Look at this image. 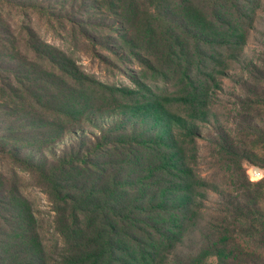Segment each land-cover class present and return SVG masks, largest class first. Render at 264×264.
Segmentation results:
<instances>
[{
	"label": "trees",
	"instance_id": "obj_1",
	"mask_svg": "<svg viewBox=\"0 0 264 264\" xmlns=\"http://www.w3.org/2000/svg\"><path fill=\"white\" fill-rule=\"evenodd\" d=\"M48 1L0 5L74 8ZM105 2L162 92L98 87L34 27L0 18V76L16 58L1 50L22 36L42 72L13 98L37 114L0 132L29 147L0 149L50 197L55 235L49 250L16 187L0 200V264H264V181L246 174L264 168V0Z\"/></svg>",
	"mask_w": 264,
	"mask_h": 264
},
{
	"label": "rangeland",
	"instance_id": "obj_2",
	"mask_svg": "<svg viewBox=\"0 0 264 264\" xmlns=\"http://www.w3.org/2000/svg\"><path fill=\"white\" fill-rule=\"evenodd\" d=\"M105 1L57 0L55 3L48 1V3L53 2L54 4H47L46 8L56 11L61 10L64 5H73V10L65 12V16L67 14L69 18L59 17L56 13L51 15L48 11L40 12L35 9L23 11L16 6L0 5V18L3 16L8 24L12 25L13 31L17 21H23L34 27L49 45L57 46L72 55L80 69L95 79L98 87H101L102 84L107 87L136 89L138 88L137 79L154 88L155 91L162 92L168 84L162 81L159 76L154 78V74L143 65L142 60L137 56L138 52L132 53L129 50L126 45V39L129 37L128 30H122L121 23L117 22L114 27H120L121 30L118 31L122 33L118 34V31L113 30L110 27L111 24H108L113 17L107 13L106 8H101L106 3ZM252 37L246 50L247 53H252L253 48L256 47L255 38ZM110 38L111 40L108 42ZM22 39L17 45L9 44L8 50H1V53L5 55L3 57L13 55L16 58L12 59V62H8V70L0 76V132L10 129L18 130L23 127L24 119L33 118L39 111L29 106L27 95L22 97V102L19 104H15L13 99L16 91H21L23 88L21 86L20 89H17L20 83L32 84L34 83L33 78L42 74L34 53L24 43L27 38L22 36ZM34 62L35 64H31ZM11 79L18 80L11 81ZM11 83L15 86L12 87ZM25 113L29 114L25 115ZM26 143L13 140L8 143H0V147L15 146L27 149L29 146ZM15 161L16 159L7 156L0 149V173L2 174L0 177V200L18 187L19 193L30 201L39 219V224L43 222L42 235L50 250L55 243L53 224H50L51 215H53L52 201L39 184L38 179L25 170L21 163ZM201 169L204 175L210 172L206 165H203ZM0 208L2 207L0 206ZM2 216L0 211L1 222ZM0 239H2L1 236ZM215 262V258H212L210 264H215Z\"/></svg>",
	"mask_w": 264,
	"mask_h": 264
},
{
	"label": "built area",
	"instance_id": "obj_3",
	"mask_svg": "<svg viewBox=\"0 0 264 264\" xmlns=\"http://www.w3.org/2000/svg\"><path fill=\"white\" fill-rule=\"evenodd\" d=\"M246 174L250 181H264V168L258 165H247Z\"/></svg>",
	"mask_w": 264,
	"mask_h": 264
}]
</instances>
